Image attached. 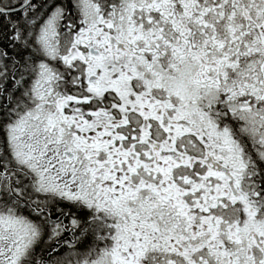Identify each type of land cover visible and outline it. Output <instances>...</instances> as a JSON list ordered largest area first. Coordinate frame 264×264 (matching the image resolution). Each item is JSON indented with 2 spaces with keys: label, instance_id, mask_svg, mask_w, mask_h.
Masks as SVG:
<instances>
[{
  "label": "snow or ice",
  "instance_id": "1",
  "mask_svg": "<svg viewBox=\"0 0 264 264\" xmlns=\"http://www.w3.org/2000/svg\"><path fill=\"white\" fill-rule=\"evenodd\" d=\"M0 264H264V0H0Z\"/></svg>",
  "mask_w": 264,
  "mask_h": 264
}]
</instances>
